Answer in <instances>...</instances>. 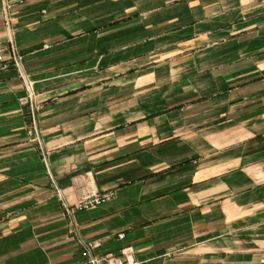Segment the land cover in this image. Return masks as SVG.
<instances>
[{"label":"crops","instance_id":"1","mask_svg":"<svg viewBox=\"0 0 264 264\" xmlns=\"http://www.w3.org/2000/svg\"><path fill=\"white\" fill-rule=\"evenodd\" d=\"M124 248L264 264V0H0V264Z\"/></svg>","mask_w":264,"mask_h":264},{"label":"built area","instance_id":"2","mask_svg":"<svg viewBox=\"0 0 264 264\" xmlns=\"http://www.w3.org/2000/svg\"><path fill=\"white\" fill-rule=\"evenodd\" d=\"M113 195L112 191H98L94 186L89 185L86 190H84L78 197L75 207L77 209L89 208L95 205H98L108 199ZM122 236V235H121ZM125 255V260H121L118 257L105 256L102 258L88 254V261L90 264H136V262L130 260L129 248H124L121 250Z\"/></svg>","mask_w":264,"mask_h":264}]
</instances>
